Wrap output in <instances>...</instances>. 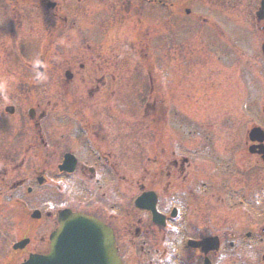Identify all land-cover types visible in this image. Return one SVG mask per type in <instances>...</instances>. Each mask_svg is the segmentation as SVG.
Returning <instances> with one entry per match:
<instances>
[{"label":"flooded vegetation","instance_id":"af4514ba","mask_svg":"<svg viewBox=\"0 0 264 264\" xmlns=\"http://www.w3.org/2000/svg\"><path fill=\"white\" fill-rule=\"evenodd\" d=\"M196 1L96 0V20L85 5L83 28L104 22L123 36H104L95 50L85 43L78 56L66 50L69 41L61 42L76 26L67 16H58V25L51 13L53 38L46 37L42 54L34 45L38 28L33 23L40 4L33 0L23 5L30 15L21 11L20 17L11 16L13 24H28L22 36L17 27L0 41V264H22L33 254L49 253L61 215L76 213L111 228L122 264H216L222 251L227 264H264V120L263 127L251 125L238 138L228 137L232 146L227 148L225 133L212 131L213 125L199 116H184L176 102L171 106L180 108L179 115L175 111L177 131L168 129V59L178 56L177 34L194 28L198 43L204 44L199 55L204 60L215 48L208 46L213 35H223V49L216 51L224 61L226 88L228 58L241 65L248 59L243 52L227 54V22L219 25L222 21L198 15ZM230 1L221 11L238 15L243 26L235 31L255 38L252 60L264 87V0H243L239 6ZM14 5L18 11L24 8ZM151 17L161 28V48L139 52L145 67L139 74L146 79L141 114L120 116L106 98L117 97L124 72L113 65L129 53L109 51V46L130 39L134 43L133 26H144ZM256 126L263 132L252 131ZM121 129L123 137L137 139L128 152L138 162L136 175L134 164L120 157L126 149ZM204 198L225 205L227 231L221 235L200 233L198 209L202 211Z\"/></svg>","mask_w":264,"mask_h":264},{"label":"rangeland","instance_id":"374dc122","mask_svg":"<svg viewBox=\"0 0 264 264\" xmlns=\"http://www.w3.org/2000/svg\"><path fill=\"white\" fill-rule=\"evenodd\" d=\"M7 1L0 2V15L2 16V23L0 25V41L3 37L9 35L11 29L17 27L19 28L18 35L22 36L23 30L25 29L26 24H28L26 20H19L20 22L17 24L10 22L11 16L20 17L21 11L28 12V7H24V4H21L19 7L23 6L24 8L23 10L18 11V7L16 5L12 7V2ZM17 1V3H21V0ZM43 1L45 2V0ZM56 1L57 3H60V7L57 6L55 14L59 16L61 20L66 15L70 21L79 19L81 14L84 13L82 11L84 10L85 5L89 6L88 9H91V14H95L94 10L97 7L96 0ZM34 3H36V0H34ZM39 3L40 0H38V4ZM196 3L195 5L198 15L222 21L219 25H224L223 22H227V54L236 55L237 52L242 56L241 52H243L248 59L246 60V65H241L240 63H236L235 60H233V57H230V59L227 57L226 88V79H224L223 74L225 67L224 61L223 59L217 58L218 54L216 51V47L223 49V35H213L208 43V46L213 44L215 48L213 52H211V55L209 52L206 54L209 55V57L211 56L213 59L210 58L208 60H204L199 58V55L203 53L202 49L204 47V44L201 42L198 43L201 39L200 35H196V33H194V28H184V32L182 34H177V40L181 42L180 50L178 56L172 60L173 74L167 78L168 90L165 94L166 98L170 101L168 104L169 114L167 118V125L169 130H173L174 132L177 131L175 128L177 117L175 115L176 112L179 115L180 108H176L171 105L172 103L176 105V102H178L184 111V116H190L192 118L199 116L198 118L201 119L202 122L211 123L213 125L211 129L212 131L225 133L223 137H227L228 148L232 146L231 140H228V137L235 136L238 138L245 131L246 127L249 129L251 125H261L260 123L264 120V87H261L262 84L258 83L254 60H252V57L254 58L252 52L255 53V50H253L255 38L253 39L250 33L247 34V32L241 33L240 31H235V27L241 28V25L243 26V24L239 22L238 15L233 14L234 17H229L226 16V12L221 11L227 10V0H197ZM234 3H237L239 6L245 2H243V0L230 1L231 5ZM34 11L36 12L35 8ZM42 11L43 10L41 9V11L36 12L33 16V23L38 28V39L34 40V45L35 48L40 50L41 54L43 53L42 48L46 46V44H44L45 36L47 39H50L51 37L53 38L51 30H48L50 27L49 16ZM28 13L29 15L31 14V12ZM54 18L58 21L57 17ZM147 18H150V15H148ZM23 19H25V17H23ZM91 19L96 20V18ZM153 20L155 19L151 17V21H147L144 26H133L135 31L134 43H131L133 40L130 39L127 44L116 42L114 44H110L109 46V51H127L129 53L128 58L121 59L118 63L113 65V67L118 69V71L124 72H120L122 75L124 74V76L122 80H119L120 90L117 93V97L106 98L107 101L111 100L112 104L117 106V114L120 116L140 117L142 105L139 101L142 100V89L143 85L146 83V79L144 76L139 74V72H142L145 68L139 63V54H141L139 52H151V48H157V51H159L160 47L158 41L161 28L159 27V24L155 23ZM180 20L181 19L175 21H178L179 23ZM100 24L102 26L97 25L94 28L95 30L99 29L104 32L98 36L99 40L104 36L115 37L117 36V33L119 38L123 36V34L115 31L116 27L112 24H108V26L107 23L104 22H100ZM69 34L71 36L65 37V39L61 42L63 43L66 40L69 41L72 47L70 46L67 50L78 56L81 48L75 42L74 33L69 32ZM92 37L93 36H90V38ZM131 37L132 35L130 38ZM83 41L90 40L84 36ZM140 41H142L143 44L140 43ZM61 42H59V48H63L65 46ZM195 44L197 45L195 46ZM98 46L100 45L98 44ZM30 50L31 44L29 43V51ZM92 50H95V47ZM102 50L107 51V49ZM19 51L27 52L25 46H20ZM197 62L198 64H196ZM15 67L18 68V72L21 73L20 67L18 65ZM113 71L118 73V71ZM126 78L128 81L124 83L123 80ZM126 84H132L134 88H128ZM212 90L215 92L214 95L212 94ZM197 100L204 101V103L202 102L200 103V106H198ZM207 100L210 102H207ZM224 102H227V107H225ZM226 108L227 118H225ZM170 109L174 111L172 112ZM103 114L106 113L103 112ZM261 126L263 127V125ZM125 135L126 133H123V130L121 129L120 137L125 138L123 137ZM136 141L137 139H133L131 141V139L129 140L125 138V153L121 151L120 154V157L123 155L128 164H130V162L134 164L133 172L135 175L138 174V162L135 161L136 158H134V154H130L128 152ZM137 156L138 155L135 157ZM201 206H203L202 211H205L203 212V215L200 207L198 209L200 220H202L201 224L203 223L202 228L200 227L201 234L211 232L221 235L223 231H227V212L225 210L224 203H221V201L216 198H204ZM207 223H210L211 227L207 226L208 229H205V225H207ZM222 238L223 236H221V239ZM225 252L226 251H222L220 255L218 254L216 256V259L218 260L216 261V264H227V254Z\"/></svg>","mask_w":264,"mask_h":264},{"label":"water","instance_id":"95a60500","mask_svg":"<svg viewBox=\"0 0 264 264\" xmlns=\"http://www.w3.org/2000/svg\"><path fill=\"white\" fill-rule=\"evenodd\" d=\"M60 223L52 235V250L23 264H121L112 233L102 222L86 215H65ZM68 223L75 226L72 233L66 230Z\"/></svg>","mask_w":264,"mask_h":264},{"label":"snow or ice","instance_id":"6c2138e0","mask_svg":"<svg viewBox=\"0 0 264 264\" xmlns=\"http://www.w3.org/2000/svg\"><path fill=\"white\" fill-rule=\"evenodd\" d=\"M75 226L72 223H68L66 225V230L68 233H72L74 231ZM80 237V235L77 237V239Z\"/></svg>","mask_w":264,"mask_h":264}]
</instances>
